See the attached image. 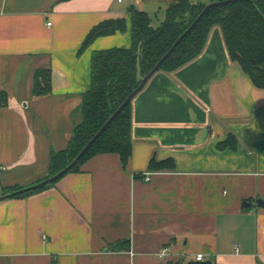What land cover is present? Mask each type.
<instances>
[{
  "label": "crops",
  "instance_id": "crops-1",
  "mask_svg": "<svg viewBox=\"0 0 264 264\" xmlns=\"http://www.w3.org/2000/svg\"><path fill=\"white\" fill-rule=\"evenodd\" d=\"M166 1L0 0V193L47 175L81 121L92 52L128 47L130 9L157 21ZM121 18L124 32L79 52L93 26ZM43 70L50 91L34 94ZM131 116L125 167L98 153L0 200V264H264V88L230 60L218 26L197 57L150 77ZM229 134L235 148H218ZM168 158L172 169H149Z\"/></svg>",
  "mask_w": 264,
  "mask_h": 264
},
{
  "label": "trees",
  "instance_id": "trees-1",
  "mask_svg": "<svg viewBox=\"0 0 264 264\" xmlns=\"http://www.w3.org/2000/svg\"><path fill=\"white\" fill-rule=\"evenodd\" d=\"M212 1L222 0H167L163 16L157 18V21L144 10L130 9V45L92 52L90 84L83 95L81 121L75 126L68 147L52 152L48 173L42 179L63 169L78 154L139 84L142 76L188 28L205 4ZM214 26L220 28L230 60L240 64L256 87L264 88V0H236L211 7L180 40L159 69L172 72L197 57L202 52L208 34ZM125 30L124 18L101 21L88 31L79 52L97 37ZM50 87L49 71L38 72L33 93H47ZM131 121L130 101L66 173L76 171L87 158L98 153H117L125 167L132 149ZM236 141L234 135L229 134L226 140L217 143V147L228 146L234 149ZM173 166L174 162L171 158L158 162L151 160L149 163L150 170L172 169ZM61 177L34 190L17 193L11 198L24 197L41 191L53 185ZM23 187L25 186L15 185L3 188L1 193L16 191ZM176 264L212 263L179 261Z\"/></svg>",
  "mask_w": 264,
  "mask_h": 264
},
{
  "label": "water",
  "instance_id": "water-1",
  "mask_svg": "<svg viewBox=\"0 0 264 264\" xmlns=\"http://www.w3.org/2000/svg\"><path fill=\"white\" fill-rule=\"evenodd\" d=\"M231 1H236V0H222V1H212V2L206 3L205 6L202 8V10L199 12V14L196 16V18L188 26V28H186V30L175 40L172 46L160 57V59L153 65V67L146 74L142 76L139 84L126 96V98L116 108V110L107 118V120L103 123V125L99 128V130L89 139V141L82 147V149L78 152V154L63 169L59 170L57 173L45 179L29 184L16 191H12L8 193H0V200L11 198L17 193L34 190L42 185H45L47 183H50L58 179L63 174H65L67 171H69L76 164V162L82 157V155L88 150V148L96 140V138L104 131L107 125L119 114V112L124 108V106L130 101H132L134 96L140 90H142V88L145 86L146 82L150 79V77L161 67L163 61L174 50L175 46L180 42V40L192 29V27L197 23V21L203 16V14L215 5L225 4ZM256 204L258 206H264V200L259 198L256 200Z\"/></svg>",
  "mask_w": 264,
  "mask_h": 264
},
{
  "label": "built area",
  "instance_id": "built-area-1",
  "mask_svg": "<svg viewBox=\"0 0 264 264\" xmlns=\"http://www.w3.org/2000/svg\"><path fill=\"white\" fill-rule=\"evenodd\" d=\"M118 1H121V0H118ZM48 25H50V22L48 23ZM3 168H4V167L0 165V171H1ZM149 179H150L149 175H145V180H149ZM166 254H167L166 249L161 250V255H166ZM202 257H203L202 254H197L195 258H196V260H201Z\"/></svg>",
  "mask_w": 264,
  "mask_h": 264
}]
</instances>
